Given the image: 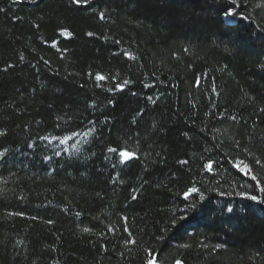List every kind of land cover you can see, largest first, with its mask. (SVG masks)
I'll return each mask as SVG.
<instances>
[{"label": "trees", "instance_id": "1", "mask_svg": "<svg viewBox=\"0 0 264 264\" xmlns=\"http://www.w3.org/2000/svg\"><path fill=\"white\" fill-rule=\"evenodd\" d=\"M238 4L0 0V264H264V0Z\"/></svg>", "mask_w": 264, "mask_h": 264}, {"label": "snow or ice", "instance_id": "2", "mask_svg": "<svg viewBox=\"0 0 264 264\" xmlns=\"http://www.w3.org/2000/svg\"><path fill=\"white\" fill-rule=\"evenodd\" d=\"M13 2H15V0H13ZM73 3L77 4V5H80V4H88L90 2V0H72ZM227 3H228V7L223 11V15L225 17H235L237 15H241L240 13V5L238 4V0H227ZM0 11H2V9H0ZM100 17L101 19L104 18V13H100ZM248 17L247 16H242V19H247ZM65 35H70V33H67L65 32L64 33ZM88 35H93V33H88ZM262 67H264V65H262ZM97 80H103L105 79V77L103 76H100V75H97ZM128 82L125 81V84H127ZM119 87V86H118ZM121 90H123L121 88ZM59 119V118H58ZM233 119H235V117H233ZM90 134V133H89ZM0 135H3V133H0ZM73 135H79L78 133H73ZM71 137H65V139L63 141H61L62 143H66L68 139H70ZM52 139H57L56 137H53ZM110 152H113V153H117L121 158H122V162H126L128 161L129 159H133L135 158V153H132V152H128L126 150H120L118 151L116 148H110L109 149ZM0 155H2V153H0ZM257 163H259V161H257ZM237 167H239V165H237ZM242 171H245V174H248V172L250 170L247 169V166H245L244 169H241ZM252 179L253 180H256L257 178L253 175L252 176ZM257 184H259V181H257ZM262 192H264V187H261L260 189ZM198 191L196 188H192L190 190V192H196ZM186 196L189 195V193H185ZM251 200L253 201H261V198L257 197V196H250L249 197ZM261 202H264V201H261ZM229 211H231V209H229ZM49 223H51V221H49ZM84 231H89V229H84ZM131 243H135V241H129ZM217 247L219 248L220 245H217ZM148 264H156V256L155 255H152V259H150L148 261ZM177 264H180L179 261H177Z\"/></svg>", "mask_w": 264, "mask_h": 264}, {"label": "rangeland", "instance_id": "3", "mask_svg": "<svg viewBox=\"0 0 264 264\" xmlns=\"http://www.w3.org/2000/svg\"><path fill=\"white\" fill-rule=\"evenodd\" d=\"M228 20H230V18H228Z\"/></svg>", "mask_w": 264, "mask_h": 264}]
</instances>
